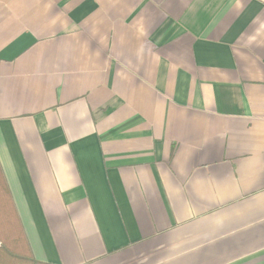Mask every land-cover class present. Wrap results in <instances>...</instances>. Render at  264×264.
<instances>
[{"label": "crops", "instance_id": "obj_1", "mask_svg": "<svg viewBox=\"0 0 264 264\" xmlns=\"http://www.w3.org/2000/svg\"><path fill=\"white\" fill-rule=\"evenodd\" d=\"M0 171L46 264H264V0H0Z\"/></svg>", "mask_w": 264, "mask_h": 264}, {"label": "trees", "instance_id": "obj_2", "mask_svg": "<svg viewBox=\"0 0 264 264\" xmlns=\"http://www.w3.org/2000/svg\"><path fill=\"white\" fill-rule=\"evenodd\" d=\"M0 264H46L31 254L19 217L13 207L0 171Z\"/></svg>", "mask_w": 264, "mask_h": 264}, {"label": "rangeland", "instance_id": "obj_3", "mask_svg": "<svg viewBox=\"0 0 264 264\" xmlns=\"http://www.w3.org/2000/svg\"><path fill=\"white\" fill-rule=\"evenodd\" d=\"M6 231H7V230H0V232H2V233H3V232H6Z\"/></svg>", "mask_w": 264, "mask_h": 264}]
</instances>
